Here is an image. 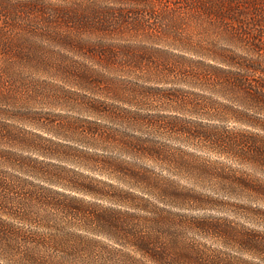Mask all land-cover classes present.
Instances as JSON below:
<instances>
[{
  "label": "rangeland",
  "instance_id": "1",
  "mask_svg": "<svg viewBox=\"0 0 264 264\" xmlns=\"http://www.w3.org/2000/svg\"><path fill=\"white\" fill-rule=\"evenodd\" d=\"M262 79L264 0H0V176L51 201L15 225L68 264H155L95 215L162 211L219 264H264Z\"/></svg>",
  "mask_w": 264,
  "mask_h": 264
},
{
  "label": "trees",
  "instance_id": "2",
  "mask_svg": "<svg viewBox=\"0 0 264 264\" xmlns=\"http://www.w3.org/2000/svg\"><path fill=\"white\" fill-rule=\"evenodd\" d=\"M261 82L264 83V79ZM251 90L253 102L264 106V86ZM50 203L48 194L42 189L20 183L16 178L0 176V257L2 259H8L14 264L67 263L66 257L54 260L49 255L39 253L34 245L45 244L47 241L44 235L14 223L15 220L34 224L48 222L52 216L46 207ZM74 210L79 211L77 208ZM95 216L98 221L104 219L115 226L121 240L155 264H219L216 259L201 253L197 247L185 244L186 242L181 239V228L176 226L173 217L167 212L161 211L155 216L147 217L148 224L143 225L144 227L137 223H128L114 211H106ZM22 248L25 249V253L21 252Z\"/></svg>",
  "mask_w": 264,
  "mask_h": 264
}]
</instances>
